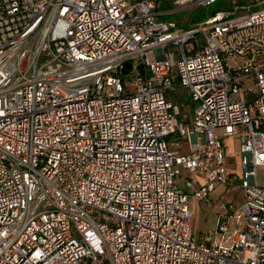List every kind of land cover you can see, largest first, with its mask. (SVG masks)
I'll use <instances>...</instances> for the list:
<instances>
[{
    "label": "built area",
    "instance_id": "2783aa9c",
    "mask_svg": "<svg viewBox=\"0 0 264 264\" xmlns=\"http://www.w3.org/2000/svg\"><path fill=\"white\" fill-rule=\"evenodd\" d=\"M166 2L193 0H0V264H264V7L184 27ZM234 134L229 246L227 215L198 239L189 201L227 182Z\"/></svg>",
    "mask_w": 264,
    "mask_h": 264
},
{
    "label": "rangeland",
    "instance_id": "374dc122",
    "mask_svg": "<svg viewBox=\"0 0 264 264\" xmlns=\"http://www.w3.org/2000/svg\"><path fill=\"white\" fill-rule=\"evenodd\" d=\"M198 0L186 4V6H178L175 3L166 2L163 9L171 11L168 14L161 15L163 19L176 20L181 26L187 27L193 23H197L206 16L210 15L211 11H218L222 9L234 8L239 6L241 12L246 11L248 8L257 9L258 7H264V0H218L211 6H199L196 5ZM239 10V11H240ZM242 60L239 57V61ZM134 61V67L139 63L136 59ZM230 64H235V61L231 59ZM174 81L178 82V77L174 75ZM244 91L250 89L254 91L256 84L254 79L248 78L245 82ZM246 94H249L248 92ZM250 95V94H249ZM167 97L174 103L182 102L184 104H190L192 101L190 95L185 89L170 90L167 92ZM178 134L174 133L169 139H174ZM218 135H223V130H218ZM225 143V165L227 171V182L216 183V188L212 190L208 197L202 200L195 198L190 199L189 208L192 211V230L195 236L200 239L206 233L212 230H216L218 221L221 216L227 215L226 221L228 222V230L221 232L217 235L218 242L223 245L231 246L236 230L242 229L244 220H239L237 212L239 211L238 206L242 202L243 189L240 185L243 176V164L241 156V142L239 134L232 136H225L223 138ZM187 149V148H186ZM258 180L259 183L264 185V165L258 166ZM192 176L194 179L202 181L203 178L198 173H187L184 172L176 177V183L178 186L183 187L185 185L186 177ZM232 204L233 215L230 217L228 214L229 209L222 207V204Z\"/></svg>",
    "mask_w": 264,
    "mask_h": 264
},
{
    "label": "crops",
    "instance_id": "0c3cea01",
    "mask_svg": "<svg viewBox=\"0 0 264 264\" xmlns=\"http://www.w3.org/2000/svg\"><path fill=\"white\" fill-rule=\"evenodd\" d=\"M192 103V102H191ZM191 103L188 105V104H184V107L183 109L181 110L182 111V114H185L188 116V119L191 118V112H192V106H191ZM182 119H184V117L182 116Z\"/></svg>",
    "mask_w": 264,
    "mask_h": 264
},
{
    "label": "water",
    "instance_id": "95a60500",
    "mask_svg": "<svg viewBox=\"0 0 264 264\" xmlns=\"http://www.w3.org/2000/svg\"><path fill=\"white\" fill-rule=\"evenodd\" d=\"M131 66L130 62H127L125 67L123 68V72H126L127 68Z\"/></svg>",
    "mask_w": 264,
    "mask_h": 264
},
{
    "label": "trees",
    "instance_id": "16d2710c",
    "mask_svg": "<svg viewBox=\"0 0 264 264\" xmlns=\"http://www.w3.org/2000/svg\"><path fill=\"white\" fill-rule=\"evenodd\" d=\"M215 12H216V10L215 11H211L209 16H212L213 14H215ZM209 16H206L205 18H207Z\"/></svg>",
    "mask_w": 264,
    "mask_h": 264
}]
</instances>
